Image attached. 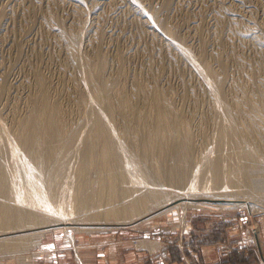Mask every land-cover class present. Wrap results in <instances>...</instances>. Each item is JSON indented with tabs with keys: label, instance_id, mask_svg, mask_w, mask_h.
<instances>
[{
	"label": "rangeland",
	"instance_id": "1",
	"mask_svg": "<svg viewBox=\"0 0 264 264\" xmlns=\"http://www.w3.org/2000/svg\"><path fill=\"white\" fill-rule=\"evenodd\" d=\"M263 5L264 0H0V163L9 186L21 188L28 154L20 122L45 96L59 112L64 139H72L61 149L67 159L58 175L73 189L75 211L62 206L48 223L1 231L0 240L21 243L1 247L0 264H76L89 247L147 248L141 241L164 244L158 253L178 264H264V188L245 181L241 170L243 153L256 147L260 158L246 164L251 181L264 179ZM153 97L168 125L163 144L176 139L188 146L183 181L161 176L169 162L158 148L151 147L138 166L126 159L128 149L140 153L142 141L156 137ZM96 114L125 160L118 167L125 177L108 176L99 164L100 144L84 152ZM93 157L85 176L92 206L82 211L75 197L84 181L80 166ZM215 158L217 180L209 165ZM141 166L153 177L144 176ZM144 184L165 196L122 214L119 208L141 196ZM232 198L248 207L221 206ZM86 211L97 218L80 219Z\"/></svg>",
	"mask_w": 264,
	"mask_h": 264
},
{
	"label": "bare ground",
	"instance_id": "2",
	"mask_svg": "<svg viewBox=\"0 0 264 264\" xmlns=\"http://www.w3.org/2000/svg\"><path fill=\"white\" fill-rule=\"evenodd\" d=\"M251 20H253V17ZM250 30H251V25H250ZM100 94H102L101 91ZM99 96L100 95H98L97 97ZM152 100L153 103L156 105L155 125L153 126L157 130L156 137L152 140H147V139L143 140L142 141L143 149L140 153L135 154V152L132 151V149L131 150L128 149L129 155L128 158L126 159H128L133 164L135 163L137 165L142 158L148 155V152L151 147L158 148L159 152H161V154L163 155V158H165V160L169 162L168 167H166V169L162 171L161 176L169 179H174L176 182L183 181L182 177L185 173V167L188 163V146L186 142L179 141L176 139L170 141L167 145L163 144V142L165 141L164 138L166 137V130L168 128V125H166L164 122L163 109L157 106V104L159 103L158 98L153 97ZM127 103L128 102L126 100H122L121 106L123 108H128L129 103L128 104ZM233 111L235 110L233 109ZM90 128H91L90 137L85 141V151H84L85 154L86 152L93 151L94 146L96 144H100L99 164L105 169H107L108 176L112 179H114L117 176L125 177L124 173L118 169L119 166L121 168L123 167V162L125 160L122 162L119 156V152L115 148V141L111 135V132L109 131L108 126L104 122L101 115L99 114L94 115L92 126ZM3 129L4 127L0 124V130ZM227 132H228L227 136H230L231 138L234 139L236 132L232 129H229ZM64 134L65 133L62 124L59 121V112L57 111L56 106L50 104L45 96H40L37 101H34V104L32 106L29 115L20 122L19 138L21 142L26 146V151L28 154L27 159H25V162L22 163V168H23L22 171L24 175L27 176V179L25 180V183L22 185L21 188L9 186L10 181L7 178L3 165L0 163V232L5 229L18 228L19 226L22 225L48 223L51 220V214L52 215L55 213H57L58 215L62 214V212L60 211L62 206L66 210L74 211L71 200V198H73L72 197L73 189L71 188V186H68L67 183L68 181L66 182V180H63V178L58 175V172L61 171V168L64 169L65 162L67 159V156L62 154L61 149L63 150L69 147L72 140L70 138L64 139L65 138ZM125 152L126 151H124V153ZM243 156H244L243 158H246V163H247L248 161L250 162L253 161L252 158L258 159L260 153L258 152V149L254 147L252 150L250 149L248 152H244ZM92 159L94 160V157L88 158L87 159L88 161H84L83 163H81L80 166V172L81 175L84 176V181L81 182L82 184L81 191L77 189L76 191L77 193L75 197L77 198L78 201V207L82 211L88 210V208L92 206V199L94 196L93 191H91L90 187L88 186V180L85 177L88 171L91 170L93 164L95 163V161H93ZM212 161H213L212 159L209 161V165L210 168L212 167L213 169L214 179L217 180L219 177V172H218L219 169H217L218 160L215 158L214 160L215 163ZM246 163L243 164V166H241L244 180L247 181L248 183L251 182V184L255 187L264 188V179L256 180V181L250 180V175ZM139 169L148 179L153 177L154 172L152 173V171L149 168H145L141 166L139 167ZM30 177H32V180ZM143 187L145 188V191L141 196L134 198L129 203L125 204L122 208H119L122 214H129L133 212L135 209L138 210V208L140 207L139 203H143L146 200L158 199L165 196L166 192L155 190V188H152L150 186L148 187L146 184H144ZM226 204H239L248 207V203L246 201L242 202V200L233 199V198L222 203L221 206L224 205L226 206ZM96 214L97 213L95 212L86 211V213L83 214L82 218L80 219L82 220L96 219L97 218ZM36 242H38V240H36ZM20 243L21 242L19 240H16L15 238L0 240V248L3 247L7 249H15L20 246ZM139 246L142 247L147 246L150 249H155L157 247V244L149 241L148 242L141 241L139 243Z\"/></svg>",
	"mask_w": 264,
	"mask_h": 264
},
{
	"label": "crops",
	"instance_id": "3",
	"mask_svg": "<svg viewBox=\"0 0 264 264\" xmlns=\"http://www.w3.org/2000/svg\"><path fill=\"white\" fill-rule=\"evenodd\" d=\"M162 246H164V244L158 245L155 250H150L148 247L138 250L127 243L109 244L103 249H97L93 246L92 249L89 247L85 249L88 251H84L78 256L76 264H123L122 262L124 260L136 261L138 262L137 264H178L175 260H166L165 257L160 255L161 253H158ZM148 253H150L151 256L147 259ZM156 254L158 255L156 260H152V257Z\"/></svg>",
	"mask_w": 264,
	"mask_h": 264
}]
</instances>
